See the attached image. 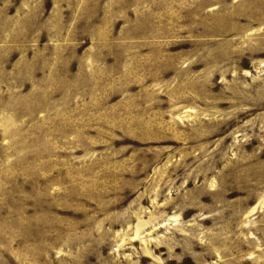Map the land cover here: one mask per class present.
Returning a JSON list of instances; mask_svg holds the SVG:
<instances>
[{
    "label": "rangeland",
    "instance_id": "obj_1",
    "mask_svg": "<svg viewBox=\"0 0 264 264\" xmlns=\"http://www.w3.org/2000/svg\"><path fill=\"white\" fill-rule=\"evenodd\" d=\"M0 264H264V0H0Z\"/></svg>",
    "mask_w": 264,
    "mask_h": 264
}]
</instances>
